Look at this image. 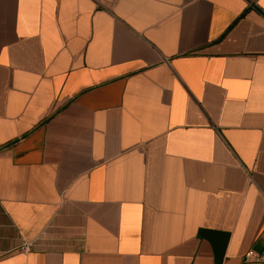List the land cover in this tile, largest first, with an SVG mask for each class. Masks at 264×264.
<instances>
[{
  "label": "crops",
  "instance_id": "obj_1",
  "mask_svg": "<svg viewBox=\"0 0 264 264\" xmlns=\"http://www.w3.org/2000/svg\"><path fill=\"white\" fill-rule=\"evenodd\" d=\"M264 0H0V264H264Z\"/></svg>",
  "mask_w": 264,
  "mask_h": 264
},
{
  "label": "built area",
  "instance_id": "obj_2",
  "mask_svg": "<svg viewBox=\"0 0 264 264\" xmlns=\"http://www.w3.org/2000/svg\"><path fill=\"white\" fill-rule=\"evenodd\" d=\"M243 260L244 261H248V260L262 261L264 260V255L256 254L253 250H249L243 255Z\"/></svg>",
  "mask_w": 264,
  "mask_h": 264
}]
</instances>
